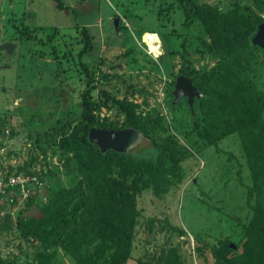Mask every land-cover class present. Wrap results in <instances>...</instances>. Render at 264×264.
I'll return each mask as SVG.
<instances>
[{
  "label": "rangeland",
  "instance_id": "rangeland-1",
  "mask_svg": "<svg viewBox=\"0 0 264 264\" xmlns=\"http://www.w3.org/2000/svg\"><path fill=\"white\" fill-rule=\"evenodd\" d=\"M231 1L264 19V0H108L111 6L100 0L97 8L87 7V17L95 11V18L80 25L71 12L55 11L53 1L14 0L8 33L0 37L18 45L14 67L0 68V179L22 173L28 181L0 191V215H41L40 210L57 206L53 199L59 188L86 182L75 167L74 176L66 171L64 143L82 119L80 91L87 80L94 85L90 110L98 122L119 127L126 122L107 96L128 102L149 141L141 142L131 158L112 156L98 168L94 192L83 194L79 215L54 246L44 248L40 238L14 226L0 232L2 258L9 264H137L142 258L160 264L174 249L173 259L181 264H218L216 259L260 264L264 241L249 224L264 217V185L257 195L240 132L222 135L219 121L214 140L205 137L201 129L209 98L197 102L196 115L183 99L170 103L182 65L202 75L220 65L195 6L225 9ZM146 30L160 38L162 53L155 58L137 43ZM62 54L69 79L53 62ZM3 59L0 54L1 65ZM228 59L229 68L240 65L264 103V51L247 43ZM60 88L67 91L65 106L56 98ZM254 131L264 142V126ZM141 155L158 161L155 183L148 188L138 184L132 159ZM70 199L69 204L76 201ZM121 238L128 252L112 259ZM41 251L49 259H39Z\"/></svg>",
  "mask_w": 264,
  "mask_h": 264
},
{
  "label": "trees",
  "instance_id": "trees-1",
  "mask_svg": "<svg viewBox=\"0 0 264 264\" xmlns=\"http://www.w3.org/2000/svg\"><path fill=\"white\" fill-rule=\"evenodd\" d=\"M241 9L242 5L238 1H231L225 9H219L207 3L195 6V13L201 16L204 29L218 54L220 65L211 69L205 75L187 69L186 66L182 65L179 74L183 73L182 75L189 77L197 89L203 93L201 98L195 100L194 115L197 114L195 111L197 102H204V99L209 98L210 110L205 112L206 118L201 129L207 139L214 140L211 134L219 121H222L224 126L222 135L233 131L240 132L244 150L253 168V190L258 195L261 192L259 187L264 185V151L262 147L264 142L261 136L256 135L254 128L264 126V112L262 111L264 103L261 94L255 90L238 64H245V59L238 57L236 59L238 63L231 65L229 68L228 58L238 53L247 43L251 46L254 45L251 42V37L255 33L258 24L264 19L252 8L247 9V11ZM81 31L87 34L83 28H81ZM254 47L259 46L254 45ZM262 50L264 51V49ZM63 56L67 58L65 54L55 55L53 62L62 77L69 79L70 76H67V73L70 72V67L64 65ZM85 86L80 91L83 108L82 119L75 124L74 133L68 135L64 148L66 171L74 176L73 167H75L85 174L86 182L83 183L79 180L71 188H59L53 199L57 206L55 208L48 207L44 210V213L40 210L41 215L35 216L31 213L21 214L19 212L14 217L11 212L4 211L0 215V232L17 226L22 234L40 238L43 241L44 248L54 246L56 241L61 240L68 228L71 227V222L79 215L83 207V202L86 199L83 194L86 193L88 196V194L94 192L97 186L94 179L98 177V168L101 169L102 165L106 164L112 156L121 155L131 158L132 153L126 154L113 150L102 153L99 147L88 139V131L91 127L119 129L131 126L141 130L144 137L149 140L142 129L141 123L134 115L131 104L128 102L107 96V99H111L110 105L126 115V122L120 127L112 123L98 122L90 110L89 99L94 85L92 81L87 80ZM66 95L67 91L63 88L57 91L56 98L61 101L62 106H65ZM104 104H107L106 100H104ZM93 153L95 156H93ZM133 158L138 166L137 181L140 187L153 186L159 169L157 157L141 155ZM69 195L75 196L76 201L69 204L71 201V199L67 201ZM118 195H120V191L117 192ZM249 225L252 226L253 233L260 234L259 241H264V217L257 216ZM180 234H183V231L180 230ZM121 239L112 259H117L128 252V242L124 238ZM174 256L175 250L173 249V253L169 251L160 264H181L177 259H173ZM39 259H49V254H43L41 251ZM216 260L218 264H233L230 259ZM147 261L148 259L142 258L138 260L137 264H147ZM0 264L9 263L0 256ZM241 264L245 263L242 261ZM260 264H264V259H261Z\"/></svg>",
  "mask_w": 264,
  "mask_h": 264
},
{
  "label": "water",
  "instance_id": "water-1",
  "mask_svg": "<svg viewBox=\"0 0 264 264\" xmlns=\"http://www.w3.org/2000/svg\"><path fill=\"white\" fill-rule=\"evenodd\" d=\"M115 29L117 30L119 18L115 17L112 19ZM251 42L254 45H258L264 49V20L261 21L253 36ZM16 44L12 41L0 42V51L4 53L5 64L1 65L9 67V61L13 54ZM172 95L171 105L177 103L180 99H183L188 105L189 111L194 114L195 100L203 96V93L197 89L193 81L182 74H178L174 79L173 89L170 91ZM88 139L94 142L102 153L108 150H113L120 153H131L138 149L141 142L148 140L144 137L143 133L139 129L127 126L119 129L111 128H95L91 127L88 131ZM149 141V140H148ZM230 246H232L230 244Z\"/></svg>",
  "mask_w": 264,
  "mask_h": 264
},
{
  "label": "crops",
  "instance_id": "crops-1",
  "mask_svg": "<svg viewBox=\"0 0 264 264\" xmlns=\"http://www.w3.org/2000/svg\"><path fill=\"white\" fill-rule=\"evenodd\" d=\"M1 1L2 2L0 3V7L2 8V16H0V37H1V35H3V33H5V32L8 33L7 27H6V21H8L7 20L8 17H9V20H12V16L9 15L10 8H13L16 6L14 3V0L11 1V4H6L7 2H5V1H7V0H1ZM52 1L55 3V5L53 7L55 11L59 10V9L65 10V12H64L65 14H67V11L71 12L72 16L75 17L74 22L82 25V24L89 23V21H92L91 20L92 18H95V15H94L95 11L93 12L91 18L87 17L86 13L89 10V9H87V7L97 8L96 5L98 4V2L100 0H97V1L95 0L96 2H94V3H96V5L93 3L91 6H90L91 0H50V4H52ZM106 1L108 2V0H106ZM108 5L111 6V3L108 2ZM13 10H15V8H13ZM32 14H35V12L33 11ZM76 16H78L79 20L76 19L77 18ZM96 19H94V20H96ZM8 41H11V40H8ZM12 42H14V41H12ZM14 43L16 44V47L13 51L11 58L13 57V55H14L17 47H18L17 43L16 42H14ZM0 54H2V56L4 57L3 51H0ZM2 64H5L4 59H3ZM12 66L14 67L13 62H11V59H10L9 67H4V68H11ZM0 68H3L1 66V64H0ZM15 79H16V76H15Z\"/></svg>",
  "mask_w": 264,
  "mask_h": 264
},
{
  "label": "clouds",
  "instance_id": "clouds-1",
  "mask_svg": "<svg viewBox=\"0 0 264 264\" xmlns=\"http://www.w3.org/2000/svg\"><path fill=\"white\" fill-rule=\"evenodd\" d=\"M141 41H137L138 46L146 54H150L153 58L161 54L160 38L157 33L146 31L143 33Z\"/></svg>",
  "mask_w": 264,
  "mask_h": 264
},
{
  "label": "built area",
  "instance_id": "built-area-1",
  "mask_svg": "<svg viewBox=\"0 0 264 264\" xmlns=\"http://www.w3.org/2000/svg\"><path fill=\"white\" fill-rule=\"evenodd\" d=\"M147 32H154L146 30ZM144 31V32H146ZM143 32V33H144ZM156 33V32H155ZM143 35V34H142ZM28 181V178L22 173H13L9 175L5 180L0 179V191L10 186H23Z\"/></svg>",
  "mask_w": 264,
  "mask_h": 264
},
{
  "label": "bare ground",
  "instance_id": "bare-ground-1",
  "mask_svg": "<svg viewBox=\"0 0 264 264\" xmlns=\"http://www.w3.org/2000/svg\"><path fill=\"white\" fill-rule=\"evenodd\" d=\"M160 48H161V45H160ZM161 53H162V49H161Z\"/></svg>",
  "mask_w": 264,
  "mask_h": 264
}]
</instances>
